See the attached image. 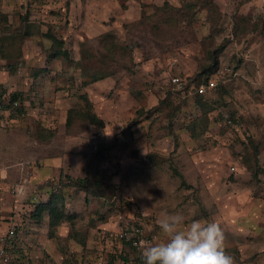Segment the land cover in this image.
Masks as SVG:
<instances>
[{
	"label": "rangeland",
	"instance_id": "374dc122",
	"mask_svg": "<svg viewBox=\"0 0 264 264\" xmlns=\"http://www.w3.org/2000/svg\"><path fill=\"white\" fill-rule=\"evenodd\" d=\"M165 1L0 0L8 16L0 71L8 70L14 83L39 74L20 72L24 46L45 52L36 53L37 63L51 59L53 41L42 31L63 37L68 51L53 58L52 86L65 100L56 108L55 97L29 102L57 114L53 133L33 125L38 142L28 140L20 153L38 185L18 198L21 184L2 182L0 172L1 232L9 223L18 227L10 264H105L113 255L115 264H153L157 256L165 264H264V0H208L194 19L190 9L157 10ZM27 29L37 33L24 36ZM221 45L220 67L232 72L203 95L177 92L172 77L189 81ZM9 58L19 61L14 72ZM105 72L108 82L93 95L104 123L78 118L66 128L67 108L84 107V81ZM19 120L0 113L2 127ZM93 135L102 137L99 147L107 144L106 157L93 151ZM49 136L53 143L44 142ZM49 155L73 161L54 174ZM86 175L91 183L83 189L69 184L65 190L67 211L81 212L51 236L48 212L37 220L36 205L60 176ZM73 191L79 195L71 199ZM122 221L142 223L153 243L137 249L125 242Z\"/></svg>",
	"mask_w": 264,
	"mask_h": 264
},
{
	"label": "crops",
	"instance_id": "0c3cea01",
	"mask_svg": "<svg viewBox=\"0 0 264 264\" xmlns=\"http://www.w3.org/2000/svg\"><path fill=\"white\" fill-rule=\"evenodd\" d=\"M24 51V62L21 63V73L23 70H29L32 69V72L36 71L39 72L37 76H29L28 79H26L24 82H19V83H14L12 81V75L8 70L0 71V82L3 83L7 87V91L9 92H14V91H24V94H28L29 97L24 100V105H25V117H20V116H15L11 117L12 121H17L18 119L19 122L17 123H11L9 125H6L5 127L0 126V147H1V152L3 155H5L3 158L8 157L6 161L3 162L0 168L1 172V179L2 182H7L9 183H20L22 190V193L19 195L18 198L25 197L27 194H29L31 188H36L37 183L33 182L31 179V175L33 173V167L31 166V161H28L27 165L26 159L24 156H21L20 153L27 148V141L33 142H38V139H36L33 134L31 128L33 125H39L42 124L43 126L49 127L51 130V133H53V128H57V125L53 124V117L56 116L57 114H53V107L49 108V111L46 112L47 114H44L42 111L40 112V107L32 108V105H29V102L31 99L36 101L37 103H41V100L47 99L51 100L53 102V98L59 100L58 103H56L55 108L59 107V103L62 102L65 99H62V96H65L64 93L61 91L63 90H56L53 88V58H48L45 56L43 58V61L37 63L34 60V57L36 53H42V51L38 47H30L27 49L25 46L23 47ZM45 53V52H44ZM40 54V56H44L46 54ZM42 58V57H41ZM34 67V68H33ZM108 78H102L93 82H87L83 83L82 85L84 86L85 92L89 93V96H91V99L95 105L96 111L98 115L104 119V115L101 114L100 110H98V104L96 99L93 97V95H97L96 93H101L102 89H100L107 81ZM10 87V88H9ZM61 92V93H60ZM23 93V92H22ZM68 93V92H67ZM49 95L51 97L49 98ZM61 100V101H60ZM96 102V104H95ZM97 106V107H96ZM32 108L29 110L28 108ZM72 107L71 105L67 108L68 109ZM54 111L58 112V109H55ZM7 116V115H6ZM67 116V112H66ZM66 116L64 118V121L66 123ZM48 131V130H46ZM61 127L59 129V132H61ZM50 134V132L47 133V135ZM44 142H51L53 143V136H49L48 140ZM69 144V143H66ZM51 156V155H49ZM53 158V169H54V174L62 172L63 168L69 166V164L73 160H67L65 162L64 157L59 156V155H52ZM44 159V158H43ZM43 161V160H42ZM26 166H28V170L26 169ZM66 166V167H65ZM71 168L73 165H70ZM72 170V169H71ZM70 170V171H71ZM28 171V172H25ZM84 172V170H83ZM29 173V174H27ZM27 176L25 177V175ZM62 174V173H61ZM82 176V175H78ZM30 178V180H29ZM33 186V187H32ZM31 187V188H30ZM83 189V188H82ZM34 190V189H33ZM31 192H33L31 190ZM81 192V191H80ZM72 196L69 198H73V196L77 197V191L72 192ZM79 195V194H78ZM46 197L44 198V201H47L49 196L45 195ZM89 197V196H88ZM88 197H85L84 200L88 199ZM20 200V199H18ZM73 200H76L73 199ZM19 203V202H18ZM66 202V206H67ZM20 206V204H17ZM77 206V204H75ZM71 213L78 214L81 212L80 209H76L74 207H70ZM43 219V218H42ZM9 224L6 225L8 227ZM3 224H1L2 228ZM74 240L79 244L81 241L78 239L74 238ZM85 241V239H82Z\"/></svg>",
	"mask_w": 264,
	"mask_h": 264
},
{
	"label": "trees",
	"instance_id": "16d2710c",
	"mask_svg": "<svg viewBox=\"0 0 264 264\" xmlns=\"http://www.w3.org/2000/svg\"><path fill=\"white\" fill-rule=\"evenodd\" d=\"M207 1L208 0H187V1H183V3H181V5H179V6H173L166 0L164 4L159 5L156 8H157V10L165 9V8H173L177 11L184 12L185 14H187L186 11L188 9H190V13H192V19H194V18H196L197 12L200 11L201 8H203V7H201L202 4H205L204 6L210 5ZM141 4H142V10H141L140 21H143L147 17V13H146L145 9L143 8L144 3L141 2ZM0 17L3 21H6V20L8 21V16L4 15V13L2 14L1 11H0ZM249 23H250L249 19L246 22L243 21V25H245V26H247ZM248 27H249V25H248ZM2 33H3V26H2ZM36 33L37 32H34L30 29H27L24 31V36L34 35ZM42 34L51 38L53 41L52 46L50 48V51L48 52V56H50L51 58H57V57L62 56L64 54H68V51L65 47V40L63 37H59L56 33H54V31L51 28H49L47 31H42ZM127 46H128V48L132 47L129 44H127ZM222 48H223V45L218 47V49H216L215 51L211 52L209 63L206 64V67L200 73H198V75H194V76L190 77V80L188 83L189 86L194 84V83L198 84L199 82L207 81L209 79V77L211 76V74L220 68L218 56H219V52ZM2 50H3V47H2V35H1V38H0V57H3L2 56ZM7 61H8V68L11 70V72H14L15 69L18 68L19 61L12 60L10 58ZM77 62L81 63V60L77 61ZM109 75H110V73H108V72L95 74V75H93L92 78L86 79L84 81V83L93 82V81L105 78ZM202 75L204 76V79L202 78ZM177 92H179V91H177ZM195 93H197L198 95H203V94L198 93V92H195ZM12 96L14 98L18 97V96L21 97V106H20L19 110H20V112H25L23 93L20 91H14V92H12ZM80 96L82 97V99L84 101V107L83 108L70 107L68 109L67 116H66V128H68V129L72 128V126L75 124V122L77 121L78 118L84 119L86 121L88 120L90 123H93V124L94 123L95 124L96 123L103 124L104 119L98 115L96 108H95V105H94L92 99L90 98V96L88 95V93L84 92ZM106 146H107V144H102L99 147V149L97 151H95V153L99 154V156L106 157V153H107ZM66 178L68 180H64V176L63 177L60 176L58 183H54V182L52 183V189H51V193H50L48 200L47 201H41L39 204H37L36 208L34 209V212H33V215L36 217L37 220H41L44 216V212H48L49 233L51 236L54 235L55 231L61 225V223H63L64 221L73 222V220L76 216L73 213L68 212L66 209V206L64 204L66 201V199H65V192L66 191L65 190H66L67 186L69 187L70 186L69 184H74V185H76V187L79 190V188L80 189L84 188L86 186V183H91V180L89 179L90 177L88 175H86L84 177H76V178H74L72 176H68ZM74 238H76V237H74ZM76 239H78V237ZM123 240L125 242H128V240H125V238ZM79 241H81V243H83V244L85 242L82 239H79ZM128 243H130V242H128ZM124 258H126V257H124ZM116 259H117V256L113 255L105 264H115ZM150 262L153 264H162V263L165 264L164 257H162V256L152 257L150 259Z\"/></svg>",
	"mask_w": 264,
	"mask_h": 264
},
{
	"label": "built area",
	"instance_id": "2783aa9c",
	"mask_svg": "<svg viewBox=\"0 0 264 264\" xmlns=\"http://www.w3.org/2000/svg\"><path fill=\"white\" fill-rule=\"evenodd\" d=\"M2 35V19L0 17V38ZM5 70V69H4ZM232 72V68L227 66L219 68L217 71L211 74L207 81L199 82L198 84L188 85L187 78L180 75H174L171 79V83L174 88L181 92L183 95H188L192 92H198L201 94L207 93L209 90L217 86L218 79H221L226 74ZM21 97H13L12 92H9L2 87L0 83V113H6V115L15 117L23 116L25 112H20ZM230 121L232 119L229 118ZM103 141L99 135H93V151L99 149L100 143ZM232 169H235L233 166ZM123 231L120 233L121 238L128 240L131 245L137 249H144L146 246H150L153 243L154 236H148L144 233L142 223H132L131 221H122ZM17 223H9L5 232H1V220H0V264H10L11 254L9 253V246L14 245L17 237ZM164 264V263H162Z\"/></svg>",
	"mask_w": 264,
	"mask_h": 264
}]
</instances>
